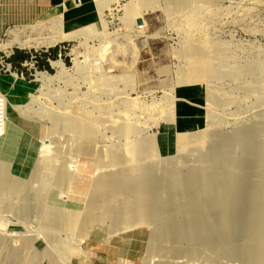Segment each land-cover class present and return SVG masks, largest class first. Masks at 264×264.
Returning <instances> with one entry per match:
<instances>
[{
  "label": "rangeland",
  "instance_id": "rangeland-1",
  "mask_svg": "<svg viewBox=\"0 0 264 264\" xmlns=\"http://www.w3.org/2000/svg\"><path fill=\"white\" fill-rule=\"evenodd\" d=\"M89 1L66 15L70 18L68 22H62L60 30L78 29L74 39L62 40L49 48L19 47L18 42L29 38L53 35L52 28L57 29L53 22L40 28L30 27L40 17L27 24L11 26L0 38L1 43H12L10 48L0 49V73L10 75L2 77L0 82L10 80L11 75L16 74L29 84L30 89L18 85L17 92L8 91L19 98L15 108L11 109L16 119L41 129L35 140V156L51 158L57 145L72 135L71 130L57 124L83 112L84 115L90 113V121L98 125L100 144L109 147L114 154L140 149L153 137L168 136L169 141L160 146L158 153L138 156L136 164L140 168L153 166L159 175L161 171L174 172L176 169L175 172L186 176L201 165L212 168V162L202 156L203 145L195 139L200 133L217 128L229 133L256 120L264 121V0L196 1L173 10L165 6L171 0H152V5L139 10L140 19L145 21L143 28H138L137 23L133 26L125 23V6L135 0H116L104 9V34L99 36L88 34L86 21L72 17L83 14ZM184 51L187 53L181 55ZM15 54L28 56V59L14 67L9 59ZM132 58L134 64L129 65ZM42 60L48 68L42 65ZM52 61H60L62 66H54ZM205 65L210 67L209 71ZM39 73L45 74V78ZM101 82L106 83L102 88ZM111 87L116 90L111 91ZM194 88L201 89V95H197ZM11 89L15 90L14 87ZM134 102L141 108L137 105V109ZM179 108L185 120L175 123L172 112ZM122 115L125 118L118 119ZM111 118L138 127L122 135L108 127ZM45 145L50 150L42 154ZM237 152L241 154L242 150L237 149ZM69 154V159H75L74 154ZM72 161L71 158L69 162ZM74 162L77 164L76 160ZM112 163V166L108 164L109 168L121 167L120 163ZM108 165H105L107 171L113 170ZM43 175L46 177L41 185L24 177L25 187L15 191L14 200L28 205L32 202L26 197L30 190L41 195L47 188V180L55 174L50 170ZM17 192L21 194L17 195ZM3 210L0 197V218L14 223L5 234L33 240L28 255L31 260L48 252L51 244L56 250L59 242H64L59 251L66 255L79 243L77 237L66 232L64 216L49 217L44 223L41 219L22 218ZM142 226L153 228L154 224L140 220L126 225L125 229H118L109 221L94 223L74 264H125L127 260L145 261L146 264H157L161 260L168 264H210L211 261L242 264L239 257H228L212 250L206 252L214 261L203 255L190 256L186 254L188 242L184 240L167 243L170 248L180 249V253L167 251L149 256L145 240L125 234ZM114 237L120 240L113 242L111 238ZM4 247H0V264H20L10 248Z\"/></svg>",
  "mask_w": 264,
  "mask_h": 264
},
{
  "label": "bare ground",
  "instance_id": "bare-ground-1",
  "mask_svg": "<svg viewBox=\"0 0 264 264\" xmlns=\"http://www.w3.org/2000/svg\"><path fill=\"white\" fill-rule=\"evenodd\" d=\"M113 1L116 0H90V5L88 4L83 14L81 13L82 16L74 14L72 17H80L87 22L88 34L103 35V12ZM196 1L211 3L216 0H171L165 6L168 10L181 9ZM86 2L87 0H66L56 8L46 11L30 27L37 28L47 22H53L57 27L55 30L52 28L53 35L48 38H29L18 42L19 47L49 48L62 40L74 39L78 29L60 30L61 25L70 19L66 15L73 13ZM152 3V0L129 2L125 6V23L128 26L137 23L138 28H143L145 21L140 19L139 10ZM11 44L2 42L0 49L6 50ZM184 53L187 52H181V55ZM133 64L132 58L129 65ZM52 65L62 66L60 61H52ZM206 66V71H209L210 67ZM40 75L45 78V74ZM104 78L100 80L104 81ZM107 80L105 82H108ZM9 81L30 89L29 84L16 74H12L10 80L4 79L0 82V89L4 90V85ZM104 83L101 82V86H98L102 88ZM115 87L110 90H116ZM193 90L197 95H201V89ZM0 94L6 99L4 113L5 128L7 127L0 138V197L3 211L31 220L41 219L44 223L48 222L49 217L64 216L66 232L77 237L79 242L66 255L59 251L64 242H59L56 250L51 244L48 252L38 256L37 260H31L28 255L33 240L22 236L13 238L14 236L5 234L8 227L14 223L0 218V247H9L20 260V264H24V261L26 264H74L81 244L92 233L94 223L103 224L109 221L113 228L125 229L126 225L138 223L140 220L144 223L151 221L154 227L142 226L137 230L127 229L128 231L124 232L130 237L145 240L149 256L154 253L164 254L167 251L180 253V249L170 248L167 243L171 240H184L188 242L186 254L190 256L203 255L211 261L213 259L209 258L206 251L212 250L228 257H239L242 264H264V121L256 120L243 128L228 131L229 133H224L219 128L205 130L195 139L203 145L202 156L212 162L211 169L206 164L193 168L186 176L175 172L176 169L174 172L161 171L162 174L159 175L153 166L140 168L135 160L141 155L158 153L160 146L169 141L168 136H156L146 140L140 149L114 154L108 150L109 147L100 144L99 127L94 124L95 121H90V113L84 115L81 112L79 115L83 113V116L74 114L65 122L60 121V125H57L71 130L72 135L57 145L51 158L35 156V140L41 129L20 122L12 114L11 109L17 105L18 97L11 95L8 90ZM137 105L139 106L134 102V106ZM180 108L175 111L173 109L171 118H174V122L177 121L175 123L185 120ZM169 114L171 116V113ZM124 116L118 119L125 118ZM118 119H108V127L122 135L138 127ZM237 149H241L242 153L237 154ZM49 150L50 147L43 146L42 154ZM68 153L74 154L75 159L71 157L72 163L69 162L71 158L69 159ZM112 162L120 163L121 167L116 170L110 167L114 171H107L105 165L110 163L112 166ZM247 169L251 171H246ZM50 170L55 175L47 180V188L41 195L32 190L29 191L30 194L27 192L29 195L26 197L32 200L28 205L14 200L15 191L25 187L24 177H28L27 181L32 180L41 185L42 179L46 177H43V174L46 175ZM16 194L19 195L18 192ZM115 237L111 238L113 242L120 240ZM227 262L229 263V260ZM125 264L146 262L127 260ZM157 264L168 263L161 260ZM210 264L216 262L211 261Z\"/></svg>",
  "mask_w": 264,
  "mask_h": 264
},
{
  "label": "crops",
  "instance_id": "crops-1",
  "mask_svg": "<svg viewBox=\"0 0 264 264\" xmlns=\"http://www.w3.org/2000/svg\"><path fill=\"white\" fill-rule=\"evenodd\" d=\"M65 1L66 0H0V38H2L5 31L11 26L35 21L41 17V15L43 16L46 11L59 6ZM9 76H4L0 73V80L2 77ZM11 82L12 81H9V85H7L4 90L0 89V93L9 89L12 92H17L18 85L16 82H14V84ZM11 87H14L15 90H12Z\"/></svg>",
  "mask_w": 264,
  "mask_h": 264
},
{
  "label": "built area",
  "instance_id": "built-area-1",
  "mask_svg": "<svg viewBox=\"0 0 264 264\" xmlns=\"http://www.w3.org/2000/svg\"><path fill=\"white\" fill-rule=\"evenodd\" d=\"M4 107H6V99L3 95L0 94V137L3 136L6 125V115L4 113Z\"/></svg>",
  "mask_w": 264,
  "mask_h": 264
},
{
  "label": "trees",
  "instance_id": "trees-1",
  "mask_svg": "<svg viewBox=\"0 0 264 264\" xmlns=\"http://www.w3.org/2000/svg\"><path fill=\"white\" fill-rule=\"evenodd\" d=\"M39 57L36 56V59H38ZM28 59V56H19L18 54H15L14 56H12L10 59H9V62L13 64L14 67H17V66H20L21 63L25 60ZM42 62V65L45 66L46 68H48V66L43 62V60L41 61Z\"/></svg>",
  "mask_w": 264,
  "mask_h": 264
},
{
  "label": "water",
  "instance_id": "water-1",
  "mask_svg": "<svg viewBox=\"0 0 264 264\" xmlns=\"http://www.w3.org/2000/svg\"><path fill=\"white\" fill-rule=\"evenodd\" d=\"M140 22V20L138 21V23Z\"/></svg>",
  "mask_w": 264,
  "mask_h": 264
}]
</instances>
